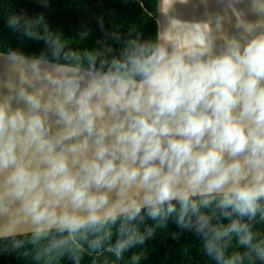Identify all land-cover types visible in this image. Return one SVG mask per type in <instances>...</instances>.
I'll use <instances>...</instances> for the list:
<instances>
[{
    "label": "clouds",
    "instance_id": "clouds-1",
    "mask_svg": "<svg viewBox=\"0 0 264 264\" xmlns=\"http://www.w3.org/2000/svg\"><path fill=\"white\" fill-rule=\"evenodd\" d=\"M36 2L0 0V253L151 264L186 233L189 264H264V0H124L74 33Z\"/></svg>",
    "mask_w": 264,
    "mask_h": 264
},
{
    "label": "trees",
    "instance_id": "trees-1",
    "mask_svg": "<svg viewBox=\"0 0 264 264\" xmlns=\"http://www.w3.org/2000/svg\"><path fill=\"white\" fill-rule=\"evenodd\" d=\"M17 10L25 8L30 13L38 11L40 5L36 0H16ZM122 19L137 18L138 9L126 5L124 0H52L49 15L54 26L61 27L66 33H74L82 20H90L93 15L109 14ZM0 21V26H2ZM94 35H99L95 21H91ZM151 30L153 24L149 21L145 25ZM13 43L15 38L13 37ZM35 47V45H32ZM150 249L151 264H189L190 255L195 250V243L188 234L181 233L178 239L171 236H156L147 242ZM0 264H21L16 257L0 253Z\"/></svg>",
    "mask_w": 264,
    "mask_h": 264
},
{
    "label": "water",
    "instance_id": "water-1",
    "mask_svg": "<svg viewBox=\"0 0 264 264\" xmlns=\"http://www.w3.org/2000/svg\"><path fill=\"white\" fill-rule=\"evenodd\" d=\"M210 8L219 7V4L216 0H210ZM179 11L181 14L192 17L199 16L204 12V7L199 3V0H193V2L189 6H179Z\"/></svg>",
    "mask_w": 264,
    "mask_h": 264
}]
</instances>
